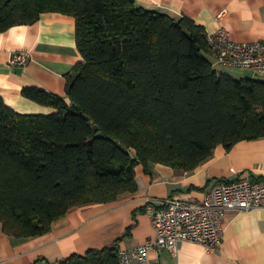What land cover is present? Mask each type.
<instances>
[{"label":"trees","instance_id":"1","mask_svg":"<svg viewBox=\"0 0 264 264\" xmlns=\"http://www.w3.org/2000/svg\"><path fill=\"white\" fill-rule=\"evenodd\" d=\"M47 12L76 18L83 61L67 75L70 104L23 89L54 113H19L0 95L5 232L45 234L74 207L135 192L138 164L193 171L218 145L264 137V80L217 70L208 34L192 18L135 0H0V33ZM118 249L92 248L58 264H119Z\"/></svg>","mask_w":264,"mask_h":264},{"label":"crops","instance_id":"2","mask_svg":"<svg viewBox=\"0 0 264 264\" xmlns=\"http://www.w3.org/2000/svg\"><path fill=\"white\" fill-rule=\"evenodd\" d=\"M135 1L176 19L186 15L207 34L224 28L236 41L264 40V0ZM15 51L29 53L21 71L10 61ZM81 61L72 15L47 12L34 24L10 27L0 33V95L19 113H54L55 108L27 98L23 89L39 88L66 97L67 75ZM242 176L264 181V137L241 140L230 149L218 145L193 171L163 163H153L149 169L138 164L135 192L109 203L74 207L45 234L19 238L5 232L0 222V264H58L92 248L133 249L155 235L147 201L154 200L156 206L173 198L198 202L215 183ZM222 226V242L214 251L185 241L177 252L152 251L149 264H264V208L227 210Z\"/></svg>","mask_w":264,"mask_h":264},{"label":"built area","instance_id":"3","mask_svg":"<svg viewBox=\"0 0 264 264\" xmlns=\"http://www.w3.org/2000/svg\"><path fill=\"white\" fill-rule=\"evenodd\" d=\"M209 55L214 64L250 68L264 74V40L236 41L221 28L208 34ZM27 52H13L11 64L25 66ZM264 208V181L247 176L219 181L198 202L173 198L156 206L150 199L146 212L151 216L155 235L133 249L119 248V264H149L152 251L168 248L177 252L182 242L198 243L214 251L222 242V215L227 210L244 211Z\"/></svg>","mask_w":264,"mask_h":264},{"label":"rangeland","instance_id":"4","mask_svg":"<svg viewBox=\"0 0 264 264\" xmlns=\"http://www.w3.org/2000/svg\"><path fill=\"white\" fill-rule=\"evenodd\" d=\"M217 70L230 74L235 78H254L257 80H264V74L262 73H255L253 69L250 68H241V67H234V68H227V67H215ZM221 68V69H220Z\"/></svg>","mask_w":264,"mask_h":264},{"label":"water","instance_id":"5","mask_svg":"<svg viewBox=\"0 0 264 264\" xmlns=\"http://www.w3.org/2000/svg\"><path fill=\"white\" fill-rule=\"evenodd\" d=\"M19 71L22 70V67L17 68ZM65 100L70 104L71 103V99L69 97H65ZM94 129L97 131L99 128L97 125L94 126Z\"/></svg>","mask_w":264,"mask_h":264}]
</instances>
